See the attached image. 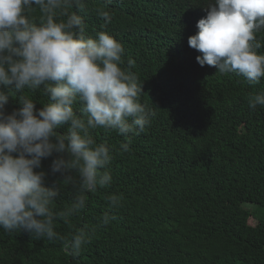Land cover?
I'll return each mask as SVG.
<instances>
[{"label":"trees","instance_id":"16d2710c","mask_svg":"<svg viewBox=\"0 0 264 264\" xmlns=\"http://www.w3.org/2000/svg\"><path fill=\"white\" fill-rule=\"evenodd\" d=\"M85 5L79 14L87 34L106 30L123 43L125 62L135 60L130 70L142 83L141 101L157 115L128 152L119 151L125 138L117 132L93 131L98 142L116 149L111 186L85 193V210L70 222L56 220L55 230L68 237L74 227H95L78 257L60 241L0 228V264H264V106L248 105L250 95L264 91V78L250 85L236 73L199 65L201 53L188 38L206 17L207 0ZM97 8L108 10L111 21ZM25 94L47 99L42 89ZM19 95L9 97L7 112L20 107ZM55 157L43 159L41 169L45 186L58 189V211L77 193L51 172ZM110 194L123 196L120 208L110 207ZM106 213L114 219L105 226Z\"/></svg>","mask_w":264,"mask_h":264},{"label":"clouds","instance_id":"9594fccd","mask_svg":"<svg viewBox=\"0 0 264 264\" xmlns=\"http://www.w3.org/2000/svg\"><path fill=\"white\" fill-rule=\"evenodd\" d=\"M85 7V0H0V228L60 241L72 258L96 229L73 226L68 237L55 230L56 220L78 217L87 205L84 194L113 181L116 149L98 142L93 131L117 132L125 138L119 151L128 152L132 138L157 115L141 101L142 83L130 70L135 60L125 62L123 43L106 30L87 34L79 14ZM205 9L198 31L188 38L201 53L199 65L259 83L264 78V52L259 51L264 35L258 38L264 33V0H207ZM96 12L111 21L105 8ZM41 89L43 102L25 94ZM13 93H20V107L9 113L5 106ZM248 105L264 106V91L250 95ZM54 153L51 172L60 173V183L77 193L58 211V189L45 186L47 173L41 169L42 160ZM106 199L112 209L122 206L120 194ZM112 219L106 213L100 222L106 226Z\"/></svg>","mask_w":264,"mask_h":264},{"label":"rangeland","instance_id":"374dc122","mask_svg":"<svg viewBox=\"0 0 264 264\" xmlns=\"http://www.w3.org/2000/svg\"><path fill=\"white\" fill-rule=\"evenodd\" d=\"M251 223H255V220L252 219V220H251Z\"/></svg>","mask_w":264,"mask_h":264}]
</instances>
